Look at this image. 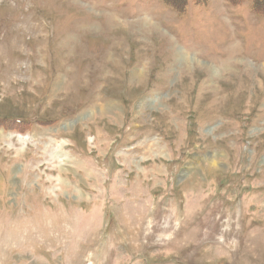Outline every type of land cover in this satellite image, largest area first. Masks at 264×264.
<instances>
[{
	"label": "rangeland",
	"instance_id": "1",
	"mask_svg": "<svg viewBox=\"0 0 264 264\" xmlns=\"http://www.w3.org/2000/svg\"><path fill=\"white\" fill-rule=\"evenodd\" d=\"M0 264H264V0H0Z\"/></svg>",
	"mask_w": 264,
	"mask_h": 264
},
{
	"label": "trees",
	"instance_id": "2",
	"mask_svg": "<svg viewBox=\"0 0 264 264\" xmlns=\"http://www.w3.org/2000/svg\"><path fill=\"white\" fill-rule=\"evenodd\" d=\"M188 1L189 0H165V2L168 5H170L173 8H176V9H181V8L185 7L187 5ZM199 1L203 2L204 0H199ZM252 7H253V9L258 10V8L256 7V3L255 2L253 3Z\"/></svg>",
	"mask_w": 264,
	"mask_h": 264
}]
</instances>
